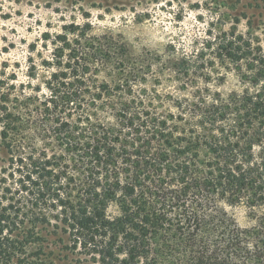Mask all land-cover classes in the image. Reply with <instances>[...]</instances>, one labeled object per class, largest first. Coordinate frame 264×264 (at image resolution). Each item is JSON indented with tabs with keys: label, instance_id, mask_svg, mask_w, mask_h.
I'll return each instance as SVG.
<instances>
[{
	"label": "trees",
	"instance_id": "obj_1",
	"mask_svg": "<svg viewBox=\"0 0 264 264\" xmlns=\"http://www.w3.org/2000/svg\"><path fill=\"white\" fill-rule=\"evenodd\" d=\"M54 44L40 106L0 96V139L29 160L20 181L31 201L0 211V264L42 241L44 208L59 211L94 264H264V48L226 45L233 61H248L255 92L178 101V116H165L130 78L98 86L97 66L117 54L89 26L65 27ZM101 107L110 119L93 112ZM226 205L245 208L252 224L241 227Z\"/></svg>",
	"mask_w": 264,
	"mask_h": 264
},
{
	"label": "rangeland",
	"instance_id": "obj_2",
	"mask_svg": "<svg viewBox=\"0 0 264 264\" xmlns=\"http://www.w3.org/2000/svg\"><path fill=\"white\" fill-rule=\"evenodd\" d=\"M72 24L89 26L90 35L117 54L97 66L98 86L130 78L132 92L159 114L178 116L175 105L182 100L228 101L255 92L248 61H233L226 45L264 48V0H0V96L10 93L16 104L15 97L25 95L38 101L31 108L40 106L56 70L48 65L54 42ZM93 112L110 119L105 107ZM28 162L12 158L0 139V211L11 205L28 210L30 196L20 181ZM225 208L241 227L252 224L245 208ZM42 212L48 220L36 230L42 241L27 245L21 261L1 264H94L56 219L59 211ZM109 214L117 216L118 208L111 206Z\"/></svg>",
	"mask_w": 264,
	"mask_h": 264
}]
</instances>
